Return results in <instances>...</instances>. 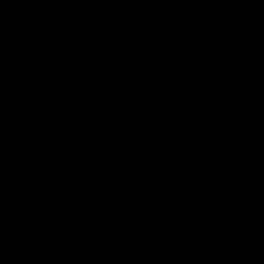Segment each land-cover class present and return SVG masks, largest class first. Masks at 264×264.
<instances>
[{
    "label": "water",
    "instance_id": "95a60500",
    "mask_svg": "<svg viewBox=\"0 0 264 264\" xmlns=\"http://www.w3.org/2000/svg\"><path fill=\"white\" fill-rule=\"evenodd\" d=\"M0 264H264V0H0Z\"/></svg>",
    "mask_w": 264,
    "mask_h": 264
}]
</instances>
